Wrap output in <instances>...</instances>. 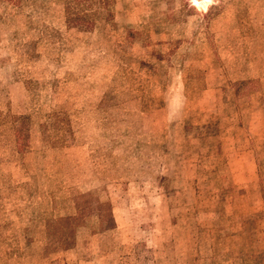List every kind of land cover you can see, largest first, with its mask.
<instances>
[{
  "label": "rangeland",
  "instance_id": "1",
  "mask_svg": "<svg viewBox=\"0 0 264 264\" xmlns=\"http://www.w3.org/2000/svg\"><path fill=\"white\" fill-rule=\"evenodd\" d=\"M0 264H264V0H0Z\"/></svg>",
  "mask_w": 264,
  "mask_h": 264
}]
</instances>
